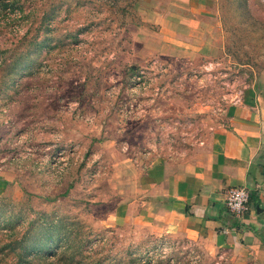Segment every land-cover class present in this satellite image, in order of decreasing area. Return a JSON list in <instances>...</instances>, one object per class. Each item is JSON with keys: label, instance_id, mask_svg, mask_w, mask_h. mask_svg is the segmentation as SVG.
I'll return each mask as SVG.
<instances>
[{"label": "rangeland", "instance_id": "rangeland-1", "mask_svg": "<svg viewBox=\"0 0 264 264\" xmlns=\"http://www.w3.org/2000/svg\"><path fill=\"white\" fill-rule=\"evenodd\" d=\"M211 3L191 34L216 50L147 60L190 8L0 0V264H249L137 238L115 211L132 168L191 160L264 73V0Z\"/></svg>", "mask_w": 264, "mask_h": 264}, {"label": "crops", "instance_id": "crops-1", "mask_svg": "<svg viewBox=\"0 0 264 264\" xmlns=\"http://www.w3.org/2000/svg\"><path fill=\"white\" fill-rule=\"evenodd\" d=\"M206 1L141 0L149 13L156 10L158 2L162 8H190L192 15L190 20L181 17L189 21L183 24L182 40L147 42L136 53L147 60H191L209 54L215 45L207 46L191 34L193 27L208 23L213 4ZM172 19L165 14L164 26L177 37ZM187 34L191 37L186 38ZM250 89V96L230 107L229 118L215 127L207 146L191 160L170 165L153 162L145 170L132 168L128 192L123 191L115 211L120 223L130 226L137 238H172L211 253L228 250L245 263L264 264V73ZM236 187L249 191L248 208L240 218L232 216L224 205L227 191Z\"/></svg>", "mask_w": 264, "mask_h": 264}, {"label": "built area", "instance_id": "built-area-1", "mask_svg": "<svg viewBox=\"0 0 264 264\" xmlns=\"http://www.w3.org/2000/svg\"><path fill=\"white\" fill-rule=\"evenodd\" d=\"M249 202V191L243 187L231 188L225 197V207L234 217L240 218L247 210Z\"/></svg>", "mask_w": 264, "mask_h": 264}]
</instances>
